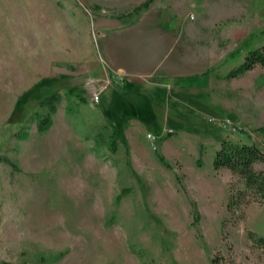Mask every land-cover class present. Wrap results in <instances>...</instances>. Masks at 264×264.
I'll use <instances>...</instances> for the list:
<instances>
[{"label":"rangeland","instance_id":"374dc122","mask_svg":"<svg viewBox=\"0 0 264 264\" xmlns=\"http://www.w3.org/2000/svg\"><path fill=\"white\" fill-rule=\"evenodd\" d=\"M146 1L0 0V264H264L213 167L264 151V0Z\"/></svg>","mask_w":264,"mask_h":264},{"label":"trees","instance_id":"16d2710c","mask_svg":"<svg viewBox=\"0 0 264 264\" xmlns=\"http://www.w3.org/2000/svg\"><path fill=\"white\" fill-rule=\"evenodd\" d=\"M152 0H147L142 7H148ZM261 66L264 68V44L250 49L244 56L243 61L235 68L231 69L227 77L239 76L253 68ZM206 74V73H204ZM202 74V75H204ZM55 96L47 98L46 102L53 111ZM51 124L49 116L44 117L39 124V128L44 130ZM237 129L238 127L235 126ZM241 132L243 129H239ZM162 158V157H161ZM257 162H264V151L255 143L235 142L230 139H223L213 157V167L215 170L221 168L229 169L241 183L237 187L235 183L230 185V194L227 200V209L237 224L245 217V209L252 201L264 200V169L256 168ZM237 210L239 212L237 213ZM248 237L254 244L264 246V235H257L253 231L248 232ZM212 263L217 264V257L212 258Z\"/></svg>","mask_w":264,"mask_h":264}]
</instances>
